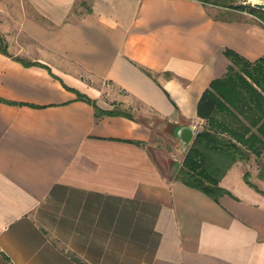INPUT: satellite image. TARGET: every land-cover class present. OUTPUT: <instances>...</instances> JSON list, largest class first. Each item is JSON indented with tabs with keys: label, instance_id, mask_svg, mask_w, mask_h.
I'll return each instance as SVG.
<instances>
[{
	"label": "crops",
	"instance_id": "obj_1",
	"mask_svg": "<svg viewBox=\"0 0 264 264\" xmlns=\"http://www.w3.org/2000/svg\"><path fill=\"white\" fill-rule=\"evenodd\" d=\"M80 1L0 0V264H264V194L245 181L264 191V149L229 169L219 201L176 178L204 129L242 144L234 132L249 155L264 138L244 72L210 122L198 113L227 49L264 58V20L199 0ZM75 90L104 110L140 103L170 146L135 117H97Z\"/></svg>",
	"mask_w": 264,
	"mask_h": 264
},
{
	"label": "trees",
	"instance_id": "obj_2",
	"mask_svg": "<svg viewBox=\"0 0 264 264\" xmlns=\"http://www.w3.org/2000/svg\"><path fill=\"white\" fill-rule=\"evenodd\" d=\"M199 1L206 4H215L238 10H247L264 20V10H258L251 5L240 4L238 3V0ZM0 50L9 55L6 46L0 44ZM225 54L232 62L227 75L224 78L216 79L211 83L210 88L204 93L198 106L199 115L208 119L209 122L213 118L212 116L218 107L221 105L225 106L219 96L221 95L224 97L221 88L225 86V84H227V82H229L234 76L247 81V79L241 75L242 72L250 77V91L257 94V96L264 100V94L261 92H264V58L256 62H249L232 49H227ZM32 63L33 62L24 61V64L26 65H30ZM148 74L151 75L149 72ZM75 91L78 93V98L80 100L94 106L97 117H101L103 115H124L133 118L130 113L116 107L112 110H104L97 104L96 100L84 93L77 90ZM261 118L263 119L264 115ZM262 119L257 131L258 134L264 137V122H262ZM259 123L260 122L257 121L253 125H258ZM230 134L231 136L236 137L237 141H241L242 144H239L232 138L220 136L215 130L211 131L204 129L199 132L187 150L183 164L176 173V178L185 185L204 192L215 201H219L220 198L226 194L232 195L230 191L220 185V181L236 162L248 160L252 153L257 156H261L262 149H264V138L255 136V134L250 136L249 155L248 151L242 147L243 144L247 145L248 143L241 140V138L234 132ZM259 176L264 179V169L261 170ZM245 181L250 187L264 194V191L258 188V186L249 179V173L245 174Z\"/></svg>",
	"mask_w": 264,
	"mask_h": 264
},
{
	"label": "rangeland",
	"instance_id": "obj_3",
	"mask_svg": "<svg viewBox=\"0 0 264 264\" xmlns=\"http://www.w3.org/2000/svg\"><path fill=\"white\" fill-rule=\"evenodd\" d=\"M238 3L254 6V4H264V0H238ZM78 6H84L85 8H87V3L86 1L82 0L78 4ZM255 8H257L258 10H262L258 7ZM101 90L103 91V96L117 98L118 100L128 99L126 94L113 87L111 84L102 82ZM116 108L130 113L133 117L140 119L142 122L152 126V128L154 129V140L158 144L170 146V135L168 133V128L165 127V122L158 116L153 114L152 111L148 110L146 107L142 106L136 101L133 102L130 106H127L126 103L123 106L122 104H119L116 106ZM256 162H258V160H256ZM252 164L255 165V163ZM252 171H254V168H252L250 171V177L253 178Z\"/></svg>",
	"mask_w": 264,
	"mask_h": 264
},
{
	"label": "water",
	"instance_id": "obj_4",
	"mask_svg": "<svg viewBox=\"0 0 264 264\" xmlns=\"http://www.w3.org/2000/svg\"><path fill=\"white\" fill-rule=\"evenodd\" d=\"M254 7H258V8H260V9L264 10V4H254ZM191 139H192V137L189 138V139H187V140L185 141V143H184V147H183L184 150H186L187 147L189 146V144H190V142H191Z\"/></svg>",
	"mask_w": 264,
	"mask_h": 264
}]
</instances>
